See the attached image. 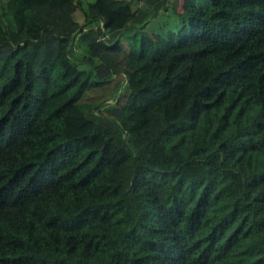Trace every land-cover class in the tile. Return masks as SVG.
<instances>
[{"label": "trees", "instance_id": "1", "mask_svg": "<svg viewBox=\"0 0 264 264\" xmlns=\"http://www.w3.org/2000/svg\"><path fill=\"white\" fill-rule=\"evenodd\" d=\"M0 264H264V0H0Z\"/></svg>", "mask_w": 264, "mask_h": 264}, {"label": "rangeland", "instance_id": "2", "mask_svg": "<svg viewBox=\"0 0 264 264\" xmlns=\"http://www.w3.org/2000/svg\"><path fill=\"white\" fill-rule=\"evenodd\" d=\"M180 8L183 9L187 0H177ZM80 18V15L76 16ZM79 20V19H78ZM152 24V25H151ZM162 19L158 18L155 21H151L147 26L146 31H163L161 30ZM138 31L130 30L126 33L129 37H134ZM183 53V54H182ZM206 54V53H204ZM198 54L196 49L179 51L178 54H172V56L167 60V68H169L170 75L176 78L177 91L175 92V102L182 108L186 107L187 100L189 98V93L198 88L199 84L208 78V70L204 63V60ZM125 92V91H124ZM124 100L121 99V102Z\"/></svg>", "mask_w": 264, "mask_h": 264}]
</instances>
